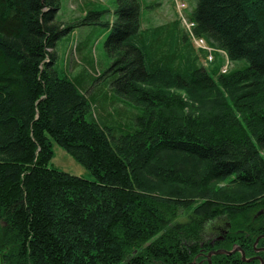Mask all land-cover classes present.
Returning a JSON list of instances; mask_svg holds the SVG:
<instances>
[{"label":"trees","instance_id":"16d2710c","mask_svg":"<svg viewBox=\"0 0 264 264\" xmlns=\"http://www.w3.org/2000/svg\"><path fill=\"white\" fill-rule=\"evenodd\" d=\"M193 1L209 72L178 21L141 28L138 0L69 24L59 0H0V264H264V0ZM98 26L108 66L60 76L57 42ZM52 142L93 180L48 168Z\"/></svg>","mask_w":264,"mask_h":264},{"label":"rangeland","instance_id":"374dc122","mask_svg":"<svg viewBox=\"0 0 264 264\" xmlns=\"http://www.w3.org/2000/svg\"><path fill=\"white\" fill-rule=\"evenodd\" d=\"M140 4V26L142 29L155 27L162 25L171 21H178L181 29L184 31L185 35L189 37L192 46L197 51L206 52V59L200 58L201 65L209 72L208 63L213 60L212 49L208 52L203 50L199 46V41H193L191 36V31L193 26L192 22L189 21V15L192 12L195 3L193 0H138ZM59 11L56 15V20L59 22H69L73 23L75 19H80L78 14H83L82 17L86 15L87 11L102 12L101 20L103 22L111 23L115 16L114 11L116 9V0H59ZM88 28V27H82ZM97 32L94 39H92L91 46L96 49V56L100 64L107 62L105 68L108 66L107 55L104 51L103 44L108 36V30L104 27H93ZM80 29V28H79ZM62 38L56 44V63L55 70L60 76H67L70 80L74 79L80 63L78 54L76 53L77 39H72L66 48L65 39ZM207 47V46H206ZM208 48V47H207ZM210 49V48H209ZM71 51V52H70ZM71 53L69 60H67L66 55ZM95 54V52H94ZM219 58L223 60V65L219 70V75H224L230 71L231 65L228 60H226L223 52H219ZM69 65L73 70L70 69ZM226 66V68H224ZM214 80V79H213ZM178 93V92H177ZM182 99H186L184 92H179ZM92 114L95 118L97 117V111L92 106ZM129 122V121H128ZM52 159L48 164V168L55 169L64 172L68 175L82 178L84 180L92 181L93 177L91 174L84 169L82 166L77 164L66 152H64L60 147H58L54 142H52ZM221 228L227 230V225H225L222 218L216 219L212 222H208L204 226L203 230V240H212L213 238L219 239L221 236L216 238L218 230ZM233 251V250H232ZM239 251V250H234Z\"/></svg>","mask_w":264,"mask_h":264},{"label":"crops","instance_id":"0c3cea01","mask_svg":"<svg viewBox=\"0 0 264 264\" xmlns=\"http://www.w3.org/2000/svg\"><path fill=\"white\" fill-rule=\"evenodd\" d=\"M84 13L81 12V14H78V17L79 16L82 17ZM76 20L77 19H75L73 21H76ZM70 21L71 20H69L68 23L67 22H64V23L69 24ZM97 32L98 31H96L93 27L80 28V29L74 30L70 34V36L67 39H65L66 48H67V44L72 39H77L78 44H77V48L75 50H76V53L78 54V57L80 59L79 60L80 63L78 65L79 69L77 70L76 75H75L76 78L83 76L85 74H91V73H97V75H98L101 73V71L103 69H105L107 62L100 64V68H99V60L96 56V49L92 48L93 46L90 47L92 39H94ZM94 52H95V54H94ZM70 57H71V55H70ZM66 58H67V60L70 59V58H68L67 55H66ZM107 60H108V64H109V62H110L109 58H107ZM71 66L69 65L70 69L73 70V68H71ZM109 111L113 114V116L111 118L124 117L122 119L124 121H128L127 117H131L134 114V112H136V109L126 105L125 103H123L119 100V101L115 102V105L113 106V108L112 107H111V109L109 108ZM97 118L99 119V116H97ZM117 124L120 127L119 130H121V129L123 130L125 127H128V125H130V123L129 124L125 123L122 120H120V123L118 121Z\"/></svg>","mask_w":264,"mask_h":264},{"label":"flooded vegetation","instance_id":"af4514ba","mask_svg":"<svg viewBox=\"0 0 264 264\" xmlns=\"http://www.w3.org/2000/svg\"><path fill=\"white\" fill-rule=\"evenodd\" d=\"M224 234H225V229L221 228L220 230H218L216 238H218L219 236H222ZM219 239H216V240H219ZM212 240H215V238H213ZM210 245L213 246V241L210 243ZM201 251H204V250L201 249ZM199 255L201 256V257H199L200 263L203 262L204 260H206V258L204 257V253L203 252H201Z\"/></svg>","mask_w":264,"mask_h":264},{"label":"built area","instance_id":"2783aa9c","mask_svg":"<svg viewBox=\"0 0 264 264\" xmlns=\"http://www.w3.org/2000/svg\"><path fill=\"white\" fill-rule=\"evenodd\" d=\"M191 26H193V24H191ZM191 36H192V40H193V41H199V46H200L203 50H206V51H208V52L211 50V49H209V48L206 47V45H205V43L203 42V40L195 39V38L193 37L192 34H191ZM223 54H224V53H223ZM224 68H226V66H225Z\"/></svg>","mask_w":264,"mask_h":264},{"label":"water","instance_id":"95a60500","mask_svg":"<svg viewBox=\"0 0 264 264\" xmlns=\"http://www.w3.org/2000/svg\"><path fill=\"white\" fill-rule=\"evenodd\" d=\"M257 240H258V239H257ZM257 240H256V242H257ZM218 253H225V252H215V253H213V254H218ZM228 254H229V253H228ZM211 255H212V254L209 253V255L207 256V258H208V264H210L209 258H210ZM242 260L248 262V261H250L251 259H249V260H245L244 255H243V253H242Z\"/></svg>","mask_w":264,"mask_h":264},{"label":"bare ground","instance_id":"6f19581e","mask_svg":"<svg viewBox=\"0 0 264 264\" xmlns=\"http://www.w3.org/2000/svg\"><path fill=\"white\" fill-rule=\"evenodd\" d=\"M201 40V39H200ZM204 42V41H203ZM205 43V42H204Z\"/></svg>","mask_w":264,"mask_h":264}]
</instances>
